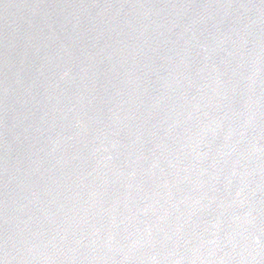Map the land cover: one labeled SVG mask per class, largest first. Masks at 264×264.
<instances>
[{
	"label": "water",
	"instance_id": "water-1",
	"mask_svg": "<svg viewBox=\"0 0 264 264\" xmlns=\"http://www.w3.org/2000/svg\"><path fill=\"white\" fill-rule=\"evenodd\" d=\"M0 264H264V0H0Z\"/></svg>",
	"mask_w": 264,
	"mask_h": 264
}]
</instances>
